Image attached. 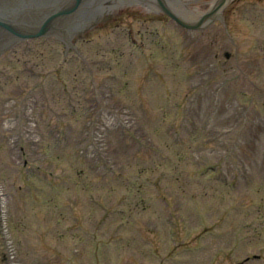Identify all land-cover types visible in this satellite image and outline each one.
<instances>
[{"label":"rangeland","instance_id":"obj_1","mask_svg":"<svg viewBox=\"0 0 264 264\" xmlns=\"http://www.w3.org/2000/svg\"><path fill=\"white\" fill-rule=\"evenodd\" d=\"M169 1L197 18L215 2ZM220 12L190 28L120 9L79 51L46 37L0 54V264L4 210L24 264H264V0ZM30 92L44 136L25 165L5 103ZM104 126L109 160L86 145Z\"/></svg>","mask_w":264,"mask_h":264},{"label":"water","instance_id":"obj_2","mask_svg":"<svg viewBox=\"0 0 264 264\" xmlns=\"http://www.w3.org/2000/svg\"><path fill=\"white\" fill-rule=\"evenodd\" d=\"M80 1L81 0H79L74 6H72L71 10H68V11L57 10V11H52V12H50L48 14L39 13L38 20H39V18H40V20L38 22L39 23H44V24H43V26L41 28V31H39L37 33H34V35L35 34L37 35V34L43 33L46 30V25H48V23L50 21L59 19L60 16L62 14H64V13H67V12H70V11H73V10H76L80 6ZM39 2L46 3V4H49V5L51 4V1H49V0H39ZM86 6H87V3L84 4V7H86ZM173 15L176 16L175 14H173ZM4 16H6V15H2V10H1L0 11V17H4ZM13 17L15 18L14 19L15 22H16L15 24L12 23V22L9 24V23L6 22V20L4 18H0V25H2V26L5 25L9 29H11L15 34H17L18 36H21V37L22 36H31V35H33L32 32L28 33L26 29L22 28L23 26H27L28 24L29 25L31 24V20H28L29 19V16L27 14L26 15H17V16L16 15H13ZM66 18L67 19L68 18H70V19L71 18H74V19H72V21H74V23H76V22L80 23L82 21H85L84 19H86L87 16L86 15H71V16L69 15ZM14 39L11 37L10 40H9V42H13L12 40H14Z\"/></svg>","mask_w":264,"mask_h":264}]
</instances>
